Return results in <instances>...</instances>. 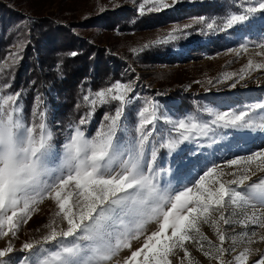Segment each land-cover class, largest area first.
Here are the masks:
<instances>
[{
  "label": "snow or ice",
  "instance_id": "snow-or-ice-1",
  "mask_svg": "<svg viewBox=\"0 0 264 264\" xmlns=\"http://www.w3.org/2000/svg\"><path fill=\"white\" fill-rule=\"evenodd\" d=\"M144 2L151 3L153 11L170 6L167 0ZM144 11L141 4V14ZM255 14H261L264 19V0H256L243 14H228L219 25L215 20L206 22L202 18L198 23L209 30L231 29ZM174 38L175 33H169L157 43ZM257 47L256 55L264 57V43ZM248 50L247 45L241 46L240 51L247 53ZM246 68L260 70L264 62L254 63L249 59ZM131 91L130 85L116 83L96 92L92 99L85 97L93 108L111 101H118L120 107L114 115L104 117L107 123L94 135H86L81 127H74L63 144L59 165L52 162L53 133L46 125L45 114L39 112V123L29 125L22 115L20 94L0 92V238L15 237L38 205L49 199L54 202L56 211L47 225L48 234L22 246V250L33 253L32 264H109L120 250L131 248V241L142 235V247L131 251L123 264H171L170 257L176 250H182L185 258L190 257L186 242L195 243L210 261L233 264L224 260L229 249L223 246L227 236L220 225L238 222L245 228L251 224L264 230V179L252 183L247 196L232 187L245 186L252 176L264 173V150L228 161L229 168L242 166V174L225 172L221 166L214 165L203 169L191 182L192 186L161 188L156 181V145L151 146L150 161L145 154L149 137L157 130L159 117L155 105L149 104L139 111L138 143H122L117 136L118 130L124 131L120 122ZM257 109L264 110V103L247 106L239 112H217L210 123L224 128H250L255 124L252 116ZM87 122L88 117H84L79 124ZM259 127L264 128V122ZM174 128L178 139L170 138L161 144L169 151H175L193 134L206 135L210 131L208 122L184 119L175 122ZM224 176L232 178L223 179ZM229 203L251 207L242 213L233 212L232 216H242L233 221L225 215ZM57 220L66 222V227H61ZM151 222L158 224V229L148 233L146 225ZM202 224L213 227L218 245H212L203 234ZM245 237L242 242L248 246L235 256L236 264H247L253 251L250 246L257 238L264 241V234L257 233L255 228L245 233ZM68 238L72 240L65 243ZM203 241H208L207 250ZM48 244H52L54 250L43 248ZM13 251L11 243L0 250V264H9L3 258ZM141 256L142 261L138 259ZM188 264L194 261L188 259ZM253 264H264V254Z\"/></svg>",
  "mask_w": 264,
  "mask_h": 264
},
{
  "label": "rangeland",
  "instance_id": "rangeland-1",
  "mask_svg": "<svg viewBox=\"0 0 264 264\" xmlns=\"http://www.w3.org/2000/svg\"><path fill=\"white\" fill-rule=\"evenodd\" d=\"M215 1L225 7L224 13L219 16L206 14L190 16L183 20L178 18L170 24L139 32L101 27H80L79 30H74L99 47L109 51L114 49L117 56H125L128 65L126 70L134 74L131 79L109 85L111 87L120 83L130 85L132 89L127 94V100L123 106L124 115L121 118L120 127L124 131H117V136L121 138L122 143L132 141L138 143L139 133L136 129L139 127V111L149 104L155 105L159 117L156 122L157 130L153 131L152 136L149 137L145 154L150 161L151 146L156 145V181L161 188L179 189L186 185L192 186L191 182L202 174L203 169L214 165L221 166L225 172L242 174V166L229 168L228 161L264 150V128L259 127L260 123L264 122V110H256L252 116L255 124L250 128H224L210 123L217 112H239L247 106L264 103V68L260 70L246 68L249 59H252L254 63L264 62V57L256 55L259 51L257 46L264 43V19L261 18V14L251 15L247 21L231 29L217 27L209 30L204 24L198 23L202 18L206 22L215 20L219 25L230 13L243 14V10L250 5L254 6L256 0ZM1 2L9 4L25 20L59 15L60 18L73 23L74 28L79 23H84L107 10L126 7L139 15L141 14L140 5L143 4L145 8L143 14L160 13L174 10L181 4H191L193 0H175V2L167 0L170 6L159 11L151 10L152 4L145 3L144 0H0ZM12 16L9 11V14L7 13V16L3 18L4 23L0 24V28L4 27L7 30V36L12 37L13 40L4 62L8 65L19 59L25 45L22 34H24L26 22L14 20ZM187 25L191 27H186ZM173 32L175 33L174 39L165 43H157L158 40H163ZM242 45L248 46L247 53L240 51ZM157 47L170 48L173 59L168 63L156 64L143 60L148 52ZM242 69L245 71L242 72ZM0 92L14 93L10 91L9 84L2 86ZM96 92L98 91L92 92L88 89L76 98L80 108H84L81 118L88 117V122L83 125L79 124L81 118L77 123L65 124L55 121L57 105L52 103V99L56 103L59 99L56 91L50 86L46 87V93L41 90L35 91L34 102L28 113H25V101L22 100L20 94L19 103L22 106V115L29 125L39 123V112L45 114L46 125L53 133V164L61 163L63 144L74 127H81L86 135H94L102 125L107 123L104 117L114 115L116 108L120 107L118 101H111L103 105L97 104L93 108L85 97L92 99ZM184 100L187 102L186 106L182 105ZM99 111L103 114L101 118H99ZM180 119L197 123L208 122L210 131L206 135L193 134L189 141L180 144L175 151H169L161 144L166 143L170 138L178 139L174 123ZM148 127L151 129L150 125ZM222 178L231 179L232 177ZM261 179H264V173L258 172L246 182L245 186L233 185L232 187L247 196L251 184L258 183ZM250 207L246 205L242 208L240 205L229 203L225 215L233 221H238L242 216L231 214L248 211ZM55 211L54 202L45 199L38 205L31 219L20 226L15 237L0 238V250H3L8 243H11L14 249L3 259L9 264H32L33 253L22 250V246L26 242L39 241L48 234L47 225L53 220ZM57 223L61 227H66V222L61 223L57 220ZM220 227L227 236L223 246L229 249V252L224 255V260L232 261L233 264H236L235 256L248 246L242 242V239L246 240L245 233L255 228L257 233L264 234V230L251 224L245 228L238 222H233L231 225L221 223ZM146 228L150 233L158 229V224L151 222L146 225ZM201 231L212 242V245H218L219 241L213 227L202 224ZM233 238H235V243H233ZM71 240L72 238H68L65 243ZM143 240V235L139 239H133L131 248L120 250L109 264H117V262L123 264L125 258L131 255V251L142 247ZM202 243L207 250L208 241ZM39 247L40 245H37V248ZM185 247L190 257L185 258L182 250H176V254L170 257L171 264H181V261L183 264H188V259H192L194 264H217V261H210L205 257L197 249L195 243L186 242ZM250 247L253 251L247 264H253L261 254H264V241H259L257 238V241ZM43 248L54 250L52 244L43 245ZM233 248L236 251H231ZM138 259L142 261L143 256Z\"/></svg>",
  "mask_w": 264,
  "mask_h": 264
},
{
  "label": "trees",
  "instance_id": "trees-1",
  "mask_svg": "<svg viewBox=\"0 0 264 264\" xmlns=\"http://www.w3.org/2000/svg\"><path fill=\"white\" fill-rule=\"evenodd\" d=\"M4 4L0 3V24L4 23L3 18L11 11V16L17 14L12 16L14 20L26 22V28L22 34L24 50L19 59L10 65L4 62L13 40L7 36L4 27L0 28V88L9 84L11 92L21 94L25 101V113H28L34 102L35 91L46 93V87H52L59 99L56 103L50 98L57 105L55 121L65 124L77 123L82 117L84 108L79 106L76 99L78 95L88 89L93 92L108 88L110 84L134 76L131 71L126 70L128 65L125 56H117L114 49L109 51L99 47L77 34L75 29L101 27L139 32L170 24L178 18L183 20L206 14L219 16L225 11L224 5L215 0H193L191 4L178 5L171 11L139 15L123 7L107 10L73 28V23L59 15L25 20L13 7ZM171 52L170 48L157 47L148 52L143 60L153 64L168 63L173 59ZM182 105L186 106L187 102L184 100ZM98 114L99 118L103 116L100 111Z\"/></svg>",
  "mask_w": 264,
  "mask_h": 264
}]
</instances>
